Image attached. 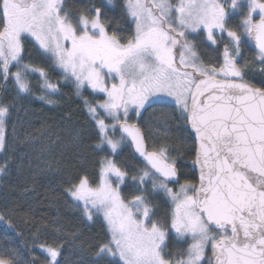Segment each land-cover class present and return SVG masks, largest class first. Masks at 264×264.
I'll use <instances>...</instances> for the list:
<instances>
[{
	"label": "snow or ice",
	"instance_id": "obj_1",
	"mask_svg": "<svg viewBox=\"0 0 264 264\" xmlns=\"http://www.w3.org/2000/svg\"><path fill=\"white\" fill-rule=\"evenodd\" d=\"M121 7L117 17L104 3L74 13L67 0H0V88L11 79L17 96L30 95L35 76L39 99L55 102L59 82L25 62L34 41L77 95L91 89L98 97L84 101L95 128V178L82 169L66 189L88 221L102 217L106 225L87 264H264V78L248 76L242 51L254 47L264 77V0H124ZM198 42L221 62L206 64ZM161 96L173 99L188 126L187 153L166 141L146 144L143 112ZM15 108L0 99V153ZM129 144L145 162L135 174L114 159ZM9 167L5 157L0 174ZM75 239L49 243L34 234L25 264H65V243ZM19 255L4 247L0 264H21Z\"/></svg>",
	"mask_w": 264,
	"mask_h": 264
},
{
	"label": "trees",
	"instance_id": "obj_2",
	"mask_svg": "<svg viewBox=\"0 0 264 264\" xmlns=\"http://www.w3.org/2000/svg\"><path fill=\"white\" fill-rule=\"evenodd\" d=\"M101 3L107 5L110 16L118 17L124 0H115L113 6L105 0H67L74 13L82 7ZM33 45V41L26 43L25 62L45 67L52 81L59 82L60 91L50 97L55 102L48 103L46 99H39L43 93L38 87L37 92L17 96L10 79L7 90L0 88V99L16 105L7 125L6 151L0 154V162L5 157L10 158L8 173L0 175V214L5 217L0 221V249H17L21 264H25L32 258L28 249L32 246L34 234L41 237V242L46 240L49 243L57 239L72 241L75 234L77 239L74 242L65 243V264H81V260L87 264L89 245L107 238L106 225L102 217L88 221L66 189L69 180L82 169L95 178L94 163L99 158L92 153L96 143L95 128L84 101L87 99L94 104L98 98L89 90L77 95L75 86L63 80L62 74L50 66L51 61L45 63L40 50ZM201 50L206 62L213 65L221 62L219 54L205 44ZM242 51L252 64L255 61L254 48ZM178 116L176 106L172 104L156 103L148 108L140 123L150 150L154 143L159 145L166 141L173 149L187 153L192 139L186 131L188 126L177 119ZM164 132L168 133L167 137L162 135ZM119 135L117 133V138ZM75 137H79L80 143L74 142ZM106 154L100 153L101 156ZM114 159L131 174L145 167L136 158L130 144ZM181 164L188 166L184 170H190V157L185 155ZM122 187L129 195L128 185ZM162 200L163 197L155 202L162 204ZM8 221L14 227H8ZM171 247H186V244L172 243ZM34 251L43 257L38 249Z\"/></svg>",
	"mask_w": 264,
	"mask_h": 264
},
{
	"label": "rangeland",
	"instance_id": "obj_3",
	"mask_svg": "<svg viewBox=\"0 0 264 264\" xmlns=\"http://www.w3.org/2000/svg\"><path fill=\"white\" fill-rule=\"evenodd\" d=\"M107 2V0H105ZM115 2V0H114ZM109 5V4H108ZM114 4H110V6H113ZM34 42V41H33ZM15 70V69H13ZM59 71V73H61V71L59 69H57ZM62 74V73H61ZM63 76V74H62ZM248 76L252 79H254L255 81H259L260 79L264 78L261 76V74L259 73V70H258V64L256 61H254L252 64L249 63V71H248ZM64 80V79H63ZM31 81H32V92H37L38 90H36V88L38 86V81H37V78L35 76L31 77ZM72 85H74L73 83H71ZM91 91V89H85L84 91ZM92 92V91H91ZM84 93V92H83ZM82 93V94H83ZM94 94V93H93ZM96 95V94H94ZM98 98V97H97ZM153 103H166V104H172V105H175L173 99L171 97H167V96H161L159 98H154ZM176 106V105H175ZM1 154V153H0ZM1 175V174H0ZM210 255V251L208 253Z\"/></svg>",
	"mask_w": 264,
	"mask_h": 264
},
{
	"label": "flooded vegetation",
	"instance_id": "obj_4",
	"mask_svg": "<svg viewBox=\"0 0 264 264\" xmlns=\"http://www.w3.org/2000/svg\"><path fill=\"white\" fill-rule=\"evenodd\" d=\"M238 22V21H237ZM202 46H203V44L202 43H199L198 42V47H199V54H200V56H201V58L203 59V61L206 63V64H210V63H208V62H206V60L204 59V56H203V52H202ZM254 48V47H253ZM243 50V49H242ZM213 65V64H212ZM154 104H156V103H153V104H151V106H153ZM150 106V107H151ZM175 106V105H174ZM150 107H148L147 105H146V108H147V110H148V108H150ZM146 111H144L143 112V115H144V113H145ZM135 119V118H134ZM149 145V144H148Z\"/></svg>",
	"mask_w": 264,
	"mask_h": 264
},
{
	"label": "water",
	"instance_id": "obj_5",
	"mask_svg": "<svg viewBox=\"0 0 264 264\" xmlns=\"http://www.w3.org/2000/svg\"><path fill=\"white\" fill-rule=\"evenodd\" d=\"M144 134H145V133H144ZM145 140H146V144H147V146H148V148H149V145H148V142H147L146 135H145ZM130 145H131V144H130ZM131 147H132V149H133V152H134L136 158H137L138 160H140L143 164H145L143 158L140 157L139 154L135 152L134 147H133V146H131ZM149 150H150V149H149ZM210 255H211V253H210Z\"/></svg>",
	"mask_w": 264,
	"mask_h": 264
}]
</instances>
